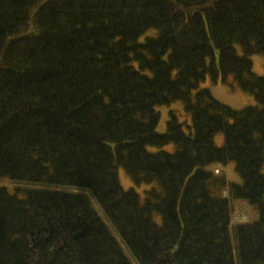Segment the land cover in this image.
I'll return each mask as SVG.
<instances>
[{
	"label": "trees",
	"instance_id": "1",
	"mask_svg": "<svg viewBox=\"0 0 264 264\" xmlns=\"http://www.w3.org/2000/svg\"><path fill=\"white\" fill-rule=\"evenodd\" d=\"M254 54L264 0H0V264H264ZM229 76L253 104L199 88ZM175 101L189 133L173 108L156 129ZM230 161L240 183L209 168Z\"/></svg>",
	"mask_w": 264,
	"mask_h": 264
},
{
	"label": "rangeland",
	"instance_id": "2",
	"mask_svg": "<svg viewBox=\"0 0 264 264\" xmlns=\"http://www.w3.org/2000/svg\"><path fill=\"white\" fill-rule=\"evenodd\" d=\"M237 50L239 53L242 52L239 46H237ZM251 59L253 62L252 65L253 72H255L258 75H264V54H254L251 56ZM203 87L208 88L211 91L214 98L236 109H240L246 105L254 103V98L252 97V95L239 89L235 81L233 80L232 76H229L227 78L226 83H222L220 81L215 83L212 82L209 77H207L204 81H202L199 84V88H203ZM169 108H173L174 110H176V114L179 121L184 123L183 125L184 131L186 133H189V128L187 125L190 122L189 115L187 114V112L183 110V105L180 101H175L170 103V105H162L158 107V110L160 111V117L156 129L159 132H165L166 122L168 120ZM214 143L216 146H222L224 144L223 133L219 132L214 136ZM148 149L151 151L163 149L169 152H173L176 150V145L174 143H169L162 147L151 146L148 147ZM214 167L219 168L221 174L225 175V177L228 180L237 183L241 182V177L236 172L233 161L227 162L225 164H213L209 166V168L211 169H213ZM117 174H118L119 182L124 189L133 187L143 198L144 196L143 190L148 188L149 185L136 186L122 167H118ZM0 184H4L5 186H8L10 191L13 192L14 188L16 187V184L18 183L11 181L7 178H1ZM256 216H257V210L253 205L249 204L248 202H240L236 205L232 220L234 222L248 221L250 220V218L252 219L256 218Z\"/></svg>",
	"mask_w": 264,
	"mask_h": 264
},
{
	"label": "bare ground",
	"instance_id": "3",
	"mask_svg": "<svg viewBox=\"0 0 264 264\" xmlns=\"http://www.w3.org/2000/svg\"><path fill=\"white\" fill-rule=\"evenodd\" d=\"M156 109H157V107L158 106H154ZM123 168V167H122ZM118 169V168H117ZM124 169V168H123ZM125 170V169H124ZM126 172V171H125ZM118 175V174H117ZM18 184H20V183H18ZM17 185V184H16ZM64 188H66V189H70V190H80V188H76V187H74V186H65Z\"/></svg>",
	"mask_w": 264,
	"mask_h": 264
},
{
	"label": "crops",
	"instance_id": "4",
	"mask_svg": "<svg viewBox=\"0 0 264 264\" xmlns=\"http://www.w3.org/2000/svg\"><path fill=\"white\" fill-rule=\"evenodd\" d=\"M217 169V168H216Z\"/></svg>",
	"mask_w": 264,
	"mask_h": 264
}]
</instances>
